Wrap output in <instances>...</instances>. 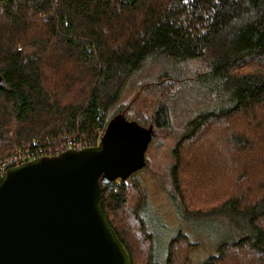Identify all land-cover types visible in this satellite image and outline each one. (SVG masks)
Returning a JSON list of instances; mask_svg holds the SVG:
<instances>
[{
    "label": "trees",
    "instance_id": "trees-1",
    "mask_svg": "<svg viewBox=\"0 0 264 264\" xmlns=\"http://www.w3.org/2000/svg\"><path fill=\"white\" fill-rule=\"evenodd\" d=\"M159 56L188 71L148 84L153 137L171 130L179 83L216 82L172 148L171 196L186 216L226 211L249 230L202 264H264V0H0V163L21 147L98 144L131 77ZM138 180L102 176L103 206L132 264H157ZM195 244L178 232L163 264H191Z\"/></svg>",
    "mask_w": 264,
    "mask_h": 264
},
{
    "label": "water",
    "instance_id": "water-1",
    "mask_svg": "<svg viewBox=\"0 0 264 264\" xmlns=\"http://www.w3.org/2000/svg\"><path fill=\"white\" fill-rule=\"evenodd\" d=\"M146 131L151 140L152 123ZM147 148L138 132L115 129L94 146L8 169L0 177V264H132L106 215L101 177L129 178L147 165Z\"/></svg>",
    "mask_w": 264,
    "mask_h": 264
},
{
    "label": "rangeland",
    "instance_id": "rangeland-1",
    "mask_svg": "<svg viewBox=\"0 0 264 264\" xmlns=\"http://www.w3.org/2000/svg\"><path fill=\"white\" fill-rule=\"evenodd\" d=\"M197 60L193 62V69L188 76L197 73ZM180 70L188 71L186 65L179 66ZM174 61L165 56L150 57L145 65L131 77L124 94L115 107L116 114L127 113L128 117L151 118L157 107V92H151L149 83L157 80L161 74H175L179 70ZM199 71H202L199 69ZM216 84L215 77L201 75L179 83L181 89L170 101L171 130L158 129L156 136L150 140V133L140 129L136 124H127L120 116H112L108 134L115 129H131L138 132L148 143L146 157L148 164L135 171L129 180L140 181L146 189V205L144 215L149 222V229L154 235L155 263L163 264L168 254L171 238L178 232L185 233L196 242L191 252V264H202L210 255L216 252L219 243L232 240L249 232L247 226L235 222L229 212H219L206 217L186 216L176 205L168 189L167 172L173 162L172 148L186 122L194 115L210 108V86ZM151 123L154 125L153 119ZM150 123V124H151ZM149 127L148 125H146ZM150 140V141H149ZM54 152V149H51Z\"/></svg>",
    "mask_w": 264,
    "mask_h": 264
},
{
    "label": "built area",
    "instance_id": "built-area-1",
    "mask_svg": "<svg viewBox=\"0 0 264 264\" xmlns=\"http://www.w3.org/2000/svg\"><path fill=\"white\" fill-rule=\"evenodd\" d=\"M94 145H96L95 139H83L78 141L67 139L66 143L54 149V152L51 149L47 150L39 146H33L28 148L21 147L17 149V151L13 155L7 157L0 163V173L1 175H3L10 168L17 167L23 163L32 161L44 155H56L67 149L80 150Z\"/></svg>",
    "mask_w": 264,
    "mask_h": 264
},
{
    "label": "flooded vegetation",
    "instance_id": "flooded-vegetation-1",
    "mask_svg": "<svg viewBox=\"0 0 264 264\" xmlns=\"http://www.w3.org/2000/svg\"><path fill=\"white\" fill-rule=\"evenodd\" d=\"M123 115H124V114H119V116H121V117H122ZM150 120H152V117H151V119H150ZM152 138H153V137H152ZM152 138H151V140H152ZM147 149H148V148H147Z\"/></svg>",
    "mask_w": 264,
    "mask_h": 264
}]
</instances>
